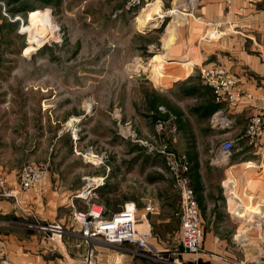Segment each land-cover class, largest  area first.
Wrapping results in <instances>:
<instances>
[{"label":"rangeland","instance_id":"obj_1","mask_svg":"<svg viewBox=\"0 0 264 264\" xmlns=\"http://www.w3.org/2000/svg\"><path fill=\"white\" fill-rule=\"evenodd\" d=\"M146 2H153L157 7V13L148 22V26L135 19ZM199 2L0 0V264H43L45 256L49 254L47 250L71 259H84L91 251L98 264H135L136 260H145L133 253L125 254L117 249L92 245L89 247L84 243L78 237L79 229L73 221L74 211L83 209L84 202L74 196L81 192L86 178L99 177L102 172L110 177L115 171L118 174L114 181L109 179L107 187L112 190V186L117 187L115 183L119 182L123 186L120 188L121 193L116 196L98 195L99 199L93 197L88 205H104L108 213L116 211L117 206L123 205L127 195L126 166L131 160L128 150L133 146L140 149H137L140 154H135L141 160L145 151L147 156L155 160L161 158L165 163H189L186 157L173 149L176 130L181 121L178 117L180 110L174 97L163 99L157 92L163 85L185 78L205 85L200 71L222 68L227 71L237 91V81L230 68L206 66L201 58L208 52L206 49L221 44L219 42L226 35L243 33L230 22L222 25L223 36L214 25H211L214 27L212 29L205 23L198 24L193 17L197 16L195 8ZM179 3L184 9L182 11L180 8L181 12L188 16H184V21L176 28L174 44L168 45L164 28L171 20L168 13ZM192 10L194 16L191 15ZM36 12H46L57 28L47 40H42L43 43L36 36L42 32V20L30 18ZM151 27L157 29L151 31ZM215 32L217 38H211L209 35ZM197 46L201 48V55L198 54ZM165 52H169L168 56L162 59ZM156 63H162L166 70L161 80L152 81L148 78V71ZM93 114L95 117L92 122L88 119ZM140 114L146 115L142 117ZM257 116H252L250 120ZM85 123H90L87 131L82 129ZM139 125L148 129L141 130ZM261 129L263 131L262 122ZM129 132L136 135V140L141 143L128 139L126 135ZM216 133L214 150H217L221 142L228 140L221 132ZM249 140L256 142L255 138ZM30 145L37 147L33 154L25 152L30 149ZM160 145L166 147L170 156L158 154L154 150L149 152L148 148ZM89 147L93 152L88 155ZM90 155L98 158L102 156L101 163L97 166L86 164V157ZM207 156L205 154L204 159ZM117 167L120 170H116ZM166 167L162 174L171 179L170 185L176 189L175 179L167 163ZM141 175L137 174V181ZM149 176L151 178L155 175L149 173ZM22 178L23 183L29 186L25 190L20 187ZM54 180L65 183L63 185L72 191L68 197L64 196L56 214L51 209L53 202L50 199L52 193L58 192L54 189L57 188L52 183ZM240 187L244 188L241 189L243 196H235L234 200L226 203L220 197V192L216 191L217 187L213 186L216 196L218 193V198L223 201L219 202L216 214L225 212L230 206L229 212L235 214L238 223L232 224V227L239 228V238L235 240L248 239L251 234L244 232L245 228L250 230L253 227V231L258 228L259 241L263 235L264 243V219L262 223L258 219V222L254 221V218H258L254 216L256 211L264 212V202L261 204L263 207H258L261 202L255 205L261 198L264 200V180L263 184L252 185L250 191L246 184ZM166 188H169V184L164 185L163 189ZM256 188L260 199L249 202L248 196ZM137 190L139 202L143 191L141 188ZM240 200L247 204L248 211L233 210ZM169 201L179 215L180 199L171 197ZM250 210L254 214L251 220ZM204 212L205 209L200 213L203 228L200 253L196 260L194 254L175 256L179 257L176 261L180 264H226V258L230 259L228 250L232 247V234L205 233L204 229L211 225L215 216L212 213L206 217ZM245 220L249 223L245 224ZM53 226L59 227L60 231L55 232ZM51 233L58 234V240L53 239ZM209 235L211 239H217V242L223 238L224 245L220 248L215 245L206 248L204 239ZM64 242L70 245V248L66 247V254ZM240 243L237 244L239 248ZM245 245L242 243V246ZM124 247L134 251L131 245ZM234 248L239 254L242 251L236 246ZM259 248L264 255V244L259 245ZM119 255L122 257L119 258ZM155 261L158 264L162 262ZM255 261L256 257L238 261L237 264Z\"/></svg>","mask_w":264,"mask_h":264},{"label":"crops","instance_id":"obj_2","mask_svg":"<svg viewBox=\"0 0 264 264\" xmlns=\"http://www.w3.org/2000/svg\"><path fill=\"white\" fill-rule=\"evenodd\" d=\"M195 13L197 15L196 18L194 10H192L191 15L194 16L193 18L197 20L198 24L223 25L230 22L236 26L238 31L243 33V35L239 33L226 35L219 42L221 44L217 43L219 45L206 49L208 52L201 58L206 66L217 65L223 66L226 69L230 68L231 73L237 81L236 89L239 92V101L232 107L227 104H218L215 102L214 95L209 87L200 81L197 82L194 79L188 78L174 80L168 85H163V89H157V92L163 99L174 97L176 100L175 104L180 110L178 117L181 119V124L179 123L176 130V143L173 149L183 157H186L189 162L187 176L194 190L200 213L201 210L203 213V209H205V212H209L208 214L204 212V216L206 217L214 213L213 217L215 216V219L212 220L211 225L204 229V232L208 234H232L230 237L232 247L228 250L230 259L226 258L225 262L226 264H237L238 261H246L260 254L261 249L259 248L260 241L257 237V229L255 228V231H253V227L250 230L245 228L244 232H250L251 234L248 238L249 243L245 246H242V243H240L241 247L239 248L237 244L240 240H235L238 238L235 234H238L239 228L232 227V224H238L237 217L235 214H230V206L227 209L225 208L226 213H216L220 206L219 202H223L221 200L222 197L228 203V201L234 200L235 196H243L241 185L246 184L249 190L252 185L263 184L264 180V0H200L195 8ZM227 42H230L231 45L229 46ZM194 49L196 50L195 46ZM198 49V54L201 55V48L199 46H197ZM194 55L196 57V53ZM180 106L181 108H179ZM221 109L232 119V126L226 130L216 131L210 125L209 117ZM140 115L144 117L146 114ZM254 115L260 117L263 127V135L255 143L251 142L245 135L246 126ZM90 117L88 120L93 122L95 114ZM94 120L96 121V118ZM87 123L82 128L85 131L89 129L90 125V123ZM139 127L141 130L148 129L143 125H139ZM216 132H221L220 134L223 137L236 143V150L227 160H215ZM137 149L140 151L135 146L128 150L131 160L128 161L126 166L127 195L124 203H134L139 217L144 213L143 209L147 202L155 206V211L147 214L145 217V221H147L146 225L152 234L149 243L158 250V258L166 262H161V264H175L173 262L179 258L173 254L179 249V215L176 214V210H173V205L169 199L171 197H179L175 187L172 184L170 185L171 179L162 174V171L167 169L165 161L161 158L158 160L152 159L149 155H146L145 151L141 160L135 154H140ZM36 151L37 147L30 145V149L25 152L33 154ZM205 154H208L206 159H204ZM201 156L202 158H200ZM116 170H120V168L117 167ZM105 173H101L102 176H105V184L98 190V195H119L121 193L120 188L123 187L121 186L122 184L119 182L115 183L117 187L112 186V190H108L107 187L109 179L114 181L118 173L114 171L110 177L108 174L106 176ZM149 173H154L155 176L150 178ZM137 174H142L141 177L138 176L140 178L139 181H137ZM52 178L55 179V175ZM5 179L10 182L7 176ZM52 183L54 186H57V188H54L55 191L62 192L59 194L55 192L56 194L52 193L50 195V199L53 202L51 209L56 214L64 196L67 195L68 197L69 194H72V191L63 185L65 183L62 184L55 180ZM59 183L64 187H61ZM167 184H169V188L164 190L163 187ZM213 186H216V191L220 192V199L218 198V193L216 196ZM140 188L143 191L142 200L137 202V189ZM257 191L255 192L257 193ZM228 196L231 197L228 198ZM242 203L240 200L238 206L233 210H236V212L239 210L240 212L248 211L247 204L243 203V205ZM255 203L258 206V203L261 205L262 201ZM102 206L104 207V205ZM121 207L122 205L117 206V210ZM104 210L106 211L105 207ZM116 211L106 213L112 214ZM252 211L250 210L249 215L253 216ZM245 221V224L249 223L248 220ZM141 228L142 225L139 226V229ZM57 235L52 234L51 237L58 240ZM224 242L223 238L218 239L217 242V239H211L209 235V237H205L204 239V246L210 248V246L215 245V247L220 248L221 245H224ZM63 246L65 247L64 252L66 254V247L70 248V245L64 242ZM234 246L239 250L242 249L240 254L236 252L237 250ZM47 253L49 254L45 256L43 264H60L62 262L63 254L53 252L52 250H47ZM135 264L158 263L155 260L145 259L136 260Z\"/></svg>","mask_w":264,"mask_h":264},{"label":"built area","instance_id":"obj_3","mask_svg":"<svg viewBox=\"0 0 264 264\" xmlns=\"http://www.w3.org/2000/svg\"><path fill=\"white\" fill-rule=\"evenodd\" d=\"M228 1V0H226ZM211 26L213 24H206ZM221 25V24H220ZM216 24V28L220 30L219 34L223 36L222 25ZM212 29L214 28L211 26ZM216 36V32L214 33ZM210 36V35H209ZM216 38V37H215ZM201 79L207 87L212 90L215 102L218 104H227L228 106H235L238 103L239 93L234 90V82L227 76V71L220 69H202L200 71ZM210 125L215 129L226 130L232 126V120L227 115L226 112L222 110H217L211 116ZM124 130V129H123ZM123 133V131H122ZM263 133L261 129V119L259 116L253 117L250 123L245 129V135L250 139H256L260 137ZM126 137L135 143H141L136 140L137 136L127 133ZM123 138V137H122ZM124 139V138H123ZM151 147V146H148ZM149 152L153 150L158 154L170 156L166 151L165 146L151 147L148 148ZM236 150V143L233 140H225L221 142L215 152V159L222 157L223 155L228 158L231 157L232 153ZM87 153L92 154V148H87ZM86 164L90 163L97 166L102 161V156L98 158L95 155H90L86 157ZM169 170L172 172V176L176 182V190L180 199V214H179V231H178V248L179 251H175L174 256H180L182 254H194L196 256L200 253V246L202 245V228L200 220L199 207L196 201L194 190L190 184V180L187 176L189 172V166L187 163H170L166 162ZM27 174L30 172L26 170ZM25 182V181H24ZM105 184V176L100 175L95 178H86L85 186L82 188L76 196V199L82 200L84 203L83 209H76L73 215V221L76 222L78 227V237L84 240L89 247L98 246L101 248H112L120 250L125 254L133 253V255H138L144 257L145 259H155L158 261H163L158 258V250L155 249L150 243L149 239L152 237L150 230L147 227L146 215L151 214L155 211V206L150 202H147L144 206V213L141 217L138 216L137 208L134 203H124L122 207L112 214H107L102 205H88V202L94 197L98 199V190L102 188ZM2 183H0V188ZM22 190L27 189L29 186L27 183L22 182L20 184ZM246 194V193H245ZM7 197V194H4ZM249 202L252 200H259V195L257 193H250L248 196ZM264 202L262 198L259 200ZM257 203H255L256 205ZM89 206V207H88ZM261 206H259L260 208ZM263 207V206H262ZM259 210L258 212H260ZM257 219L263 220L264 212L258 214ZM256 219V220H257ZM258 224V223H257ZM142 228L139 229V226ZM260 227L261 224H260ZM50 228V227H49ZM59 228V227H58ZM52 229L56 232V228L53 226ZM258 229V228H256ZM262 229V228H260ZM262 231V230H261ZM236 236L239 235L236 234ZM263 235L260 236V245L263 246ZM241 243L247 244L249 240L246 238L245 241L240 240ZM124 245H131L133 247L131 251L125 249ZM92 247L91 249L93 250ZM94 251V250H93ZM93 253L90 251L83 259H71L63 258L60 264H98L97 259L94 258ZM122 256L119 255V258ZM263 251L256 257L255 263L245 264H264ZM166 263V262H165ZM173 263L180 264L176 261ZM241 263V264H244Z\"/></svg>","mask_w":264,"mask_h":264},{"label":"bare ground","instance_id":"obj_4","mask_svg":"<svg viewBox=\"0 0 264 264\" xmlns=\"http://www.w3.org/2000/svg\"><path fill=\"white\" fill-rule=\"evenodd\" d=\"M182 5L179 3V5H175L173 7V10H171L168 15L171 17V20L167 23L166 27L164 28V32L166 34V43L168 45H171L172 43L174 44V40L176 39V28H178L179 24L181 21H184V16H188L186 15L185 13L181 12V10L183 11L184 9L181 8ZM181 8V10H180ZM157 7L155 6V3L153 2H146L145 6L140 10V12L138 13V15L136 16V20L143 24V25H146L148 26L150 22V20L153 19V15L156 14L157 12ZM163 17V16H160V18ZM31 19H34V20H42V25H41V28H42V32L41 34H36L37 36V39L41 41L42 40H47L46 38L55 30L57 29L56 28V25L54 23V21L52 20V18H50V16L47 15L46 12H41V13H34L30 16ZM186 18V17H185ZM37 24V23H36ZM45 25V26H44ZM208 27V25H207ZM45 31V32H44ZM211 38H215V34H212L210 35ZM41 37V38H40ZM217 38V37H216ZM33 43V42H32ZM43 43V41H42ZM171 43V44H170ZM34 44V43H33ZM30 50V49H28ZM169 52H165L161 58L162 59H165L166 58V55L168 54ZM168 56V55H167ZM183 56V55H182ZM161 59V60H162ZM165 63V62H164ZM175 63V62H174ZM169 64V63H168ZM181 64V63H180ZM183 70H185V68H182ZM166 70V67L162 64V63H156L153 65L152 69L149 70V79L152 80V81H156V80H161V76H163V72ZM171 71V70H170ZM184 72V71H182ZM172 80V79H171ZM158 82V81H157ZM156 83V82H155ZM70 127V126H68ZM227 156L223 155L222 157L219 158V161H223V160H227ZM215 160H218V159H215ZM259 188V186L257 187ZM254 189L255 191L258 190V189ZM253 191V190H252ZM253 191V192H255ZM251 192V193H253ZM243 204V203H242ZM241 205V204H240ZM244 205V204H243ZM236 206V205H235ZM261 206V205H260ZM237 207V206H236ZM245 207V206H244ZM247 207V206H246ZM259 207V206H258ZM262 207V206H261ZM241 208V206H240ZM243 208V207H242ZM256 213H259L258 211L255 212ZM260 214V213H259ZM255 217H257L256 215H254ZM253 217V216H252ZM251 215L249 217V220H251ZM257 218H254V221H257L256 220ZM260 221V220H259ZM263 221L261 220L260 223H262ZM56 228V232H59L60 231V228L58 227H55ZM244 240V239H243Z\"/></svg>","mask_w":264,"mask_h":264},{"label":"water","instance_id":"obj_5","mask_svg":"<svg viewBox=\"0 0 264 264\" xmlns=\"http://www.w3.org/2000/svg\"><path fill=\"white\" fill-rule=\"evenodd\" d=\"M156 29H157L156 27H154V28H152V27L149 28V30H151V31H152V30H156ZM161 89H163V87H162Z\"/></svg>","mask_w":264,"mask_h":264}]
</instances>
